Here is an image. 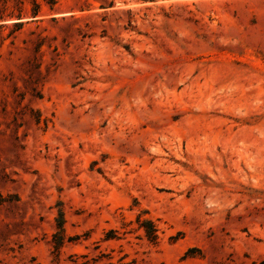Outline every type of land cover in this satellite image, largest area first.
I'll return each instance as SVG.
<instances>
[{"label":"rangeland","instance_id":"rangeland-1","mask_svg":"<svg viewBox=\"0 0 264 264\" xmlns=\"http://www.w3.org/2000/svg\"><path fill=\"white\" fill-rule=\"evenodd\" d=\"M262 260L264 0H0V264Z\"/></svg>","mask_w":264,"mask_h":264},{"label":"trees","instance_id":"trees-1","mask_svg":"<svg viewBox=\"0 0 264 264\" xmlns=\"http://www.w3.org/2000/svg\"><path fill=\"white\" fill-rule=\"evenodd\" d=\"M110 5H113V2L110 3ZM141 226H143L146 230V235L147 237L154 241L157 238V228L155 226V224L153 223V221L151 220H146L144 222L141 223ZM259 264H264V260H262Z\"/></svg>","mask_w":264,"mask_h":264},{"label":"water","instance_id":"water-1","mask_svg":"<svg viewBox=\"0 0 264 264\" xmlns=\"http://www.w3.org/2000/svg\"><path fill=\"white\" fill-rule=\"evenodd\" d=\"M118 2H121L122 0H117Z\"/></svg>","mask_w":264,"mask_h":264}]
</instances>
